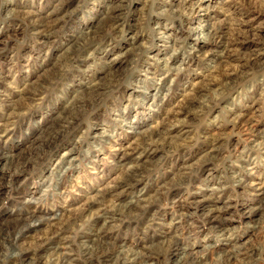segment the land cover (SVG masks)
<instances>
[{"label": "rangeland", "instance_id": "obj_1", "mask_svg": "<svg viewBox=\"0 0 264 264\" xmlns=\"http://www.w3.org/2000/svg\"><path fill=\"white\" fill-rule=\"evenodd\" d=\"M182 1L197 4L184 15ZM117 5L124 9L116 26L109 20L115 11L106 12ZM96 28L97 40L61 58L79 32ZM217 28L225 40L214 49L201 36ZM193 47L213 50L212 57L191 58ZM110 76L112 86L100 90ZM96 88L102 95L90 93ZM70 111L79 112L75 125L43 160L19 174L0 160V264L36 261L48 249L30 247L44 227L18 244L11 238L19 229L5 231L29 214L73 222L61 232L60 252L89 264L78 244L98 229L91 214L110 217L103 192L138 164L143 136L155 131L139 181L111 198L140 197L138 215L112 221L104 241L132 250L137 264H156L153 249L172 264L179 248L203 264H264L257 250L264 247V193L254 188L264 186V0H0V154H30ZM204 198L218 208L214 223L228 231V242L198 214ZM161 230L179 237L176 246L165 249ZM227 253L235 258L226 261Z\"/></svg>", "mask_w": 264, "mask_h": 264}, {"label": "bare ground", "instance_id": "obj_2", "mask_svg": "<svg viewBox=\"0 0 264 264\" xmlns=\"http://www.w3.org/2000/svg\"><path fill=\"white\" fill-rule=\"evenodd\" d=\"M196 4H197V2L186 3L185 1H182L179 3L178 9H181L183 14L185 15L186 13H188V11L191 12V10L196 6ZM123 9H124L123 5H117L115 8L110 9L111 11L106 12V15L107 14L112 15V12L115 11V13L109 19V20H111V25H114V24L116 26L119 25V22H120L119 19L121 18L120 17L121 15L118 13V11L120 12ZM176 12H178V11H176ZM109 29H106V32ZM33 33H35V32H33ZM201 33L202 32H200V34ZM99 34H100V31H98L97 28H96V30H93V31H87V32L81 31V32H79V36L75 38L74 45L72 44V46L65 51L66 54H62L61 58L68 59V57L66 56L68 53L71 54V53H73L74 50H81L82 48L88 46L89 45L88 43L98 39ZM201 38L204 41L210 42L214 49L220 48L221 45L223 44V41L225 40L223 31L220 30V28H217V30H215V32L210 31L209 33L203 34L201 36ZM201 53L202 52L197 51L196 48H194V47L187 50L188 56H190L191 58L197 57L199 59L200 58L201 59L210 58V56L213 53V50L205 52L204 54H201ZM123 55L124 54H120V56H116L115 58L117 59V58L123 57ZM251 63L253 65L255 62L252 61ZM230 77H231V75H227V77L224 78L225 79L224 80V87L225 88H229L231 85L229 82ZM108 79H109L108 82L100 85V87H99L100 90L112 86V83L114 82V81L112 82V80H114V78L112 79V77L110 76ZM92 92L95 93L94 97H98V96L102 95V93L99 92L98 88H96L94 90L91 89L90 93L92 94ZM81 95H83V94H81ZM88 96H90V94H88ZM78 113L79 112H77V111L76 112L70 111V112H68V114H69L68 117L64 116V117L55 118V121L52 122V126L50 128H48V131H46V136H43L40 139L38 138L39 139L38 145L35 147V149H33L32 152H30V154L23 155L20 157H13V156H7L5 154H3V155L0 154V160L4 159L8 162V165H7L8 167H6L5 170L8 173L19 174L24 169L31 167L34 164H37L39 161L43 160V157L47 154L46 152L49 150H54L56 148L57 143L59 141H61V139L68 133V131L72 128V126L75 125V120L77 119ZM157 133H158L157 131L150 132V133H147L145 136H143V141L145 143H147L148 145H146L147 147L142 149L141 153L135 158L136 164L137 163L138 164L133 166V167H130V169L127 172H125V174L117 182L118 185L117 186L114 185L115 187H112L111 188L112 190L110 189L111 192L110 191H109V193L107 191L103 192L102 199L103 200L110 199L108 202L110 203L109 209L111 210L112 214H110L109 215L110 217H108V218H105L104 216H102L98 213H96L95 215L93 214V216L91 214V218L94 220V224L95 225L98 224V229L95 231V233H93L92 238L89 236L80 237V241L78 244V247H79L78 250H79L80 255H81V257L85 263L87 262L90 264V263H92V261H94V260L96 261L98 259L99 262L105 263V264L108 262H111L112 264H118L119 262H121L122 264H137L138 257H137V255H135L136 253L135 254L132 253L131 252L132 250L129 251L128 249H126L122 245H119V246L118 245L114 246L113 244L109 245L107 242L104 241L105 238H103V233L105 230H108L112 227L110 224L112 223V221L117 220V218L126 217V218L131 219V218H135L138 215L137 209L141 208L139 203L143 201L142 199H140V197H136V199L134 201L129 200L128 202H125L123 204L114 203L112 201V199L115 198L117 195L120 196L124 192L125 189L126 190L132 189L134 187V185L139 181V168L138 167H139L140 163L142 162V160L140 158H141L142 154L145 153L146 149L152 144L149 142L150 139H152V136L156 135ZM157 135H159V133ZM164 140H166V138ZM259 148L263 149L262 152L264 153V142L261 143ZM70 152H71V150H68L65 153V155H68ZM124 156H126V155H124ZM2 176H3V173H2ZM239 185H240V183H239ZM254 188H255V191L259 192L258 195L259 194L262 195L264 193L263 184L262 185L257 184V185H255ZM196 205L198 206V214L200 216L204 217L206 220H208L209 225H213V228L218 230L219 238L222 241L228 242V237H227L228 231L226 229H222V228L220 229V227L215 226L216 224L214 223V220H216L218 215H219L218 214L219 213L218 208H215V207L208 208L209 202H208V199H206V198L199 199L196 202ZM252 212L254 213L255 211H252ZM55 216L57 218V214L54 215V217ZM65 222L66 221H64V223ZM70 225H74V223L70 221L68 223H65V225H60L58 219L39 217L37 214H29V215H26L25 217L19 219L18 221H16L12 226L8 225V227L6 228L5 231L13 232L15 229H19L18 230L19 232H17L18 234H16L17 236L16 237L12 236V238H11L12 239L11 241L18 244L17 241L19 239H17V238H19V236H20V238H26L25 236H26V234H28L30 232V230H32V229L35 230V229H38L40 227H44L45 231H44V234L41 236V237H43V239H40L41 241L39 243H35V241H34L33 243L30 244V247L34 248V250H35L38 247L41 248L42 247L41 245L47 244L46 246H49L48 249H46V247H45V249H43L41 252L42 253L41 256L37 255L36 261H35L34 257L28 259L26 256H23L22 261L26 260V258H27V260H29V261L25 264H72L71 260H67L65 258V256H66L65 253L60 252L63 248L62 242L64 241V236L61 235V232H63L64 229H67ZM254 229H256V227ZM41 237H39V238H41ZM167 238H168V243L166 244L167 246L165 249L170 250L172 248V246H176L177 239L173 240L172 237H168V236H167ZM229 240H230V238H229ZM225 244H227V243H225ZM17 247H18V245H17ZM208 249L211 250L212 247L210 246V247H208ZM48 250H50V251L48 253H46V251H48ZM182 250H183L182 248H179L180 252L177 255H179L180 253L182 255H180V257L177 260H175L172 264H203L199 260L200 257L198 258L194 254H190V255L183 254L184 251H182ZM247 250H248L247 248L244 249V251H247ZM257 250L262 252V251H264V247L263 248H257ZM10 251H12V250H10ZM31 251H32V249H31ZM250 252H251V254H254V252H252V250ZM255 252H257L256 249H255ZM25 253H27V252H25ZM232 253H227L225 255L226 261H231V258L233 257ZM167 254H169V253H167ZM175 254H176V249L170 255L174 256ZM17 255H15L14 257L16 258ZM164 256H166V255L164 254ZM19 257H20V255H19ZM42 258L44 259V262L41 261ZM67 258H68V256H67ZM233 258H235V257H233ZM166 259L167 258H165V260ZM139 264H140V262H139Z\"/></svg>", "mask_w": 264, "mask_h": 264}, {"label": "clouds", "instance_id": "obj_3", "mask_svg": "<svg viewBox=\"0 0 264 264\" xmlns=\"http://www.w3.org/2000/svg\"><path fill=\"white\" fill-rule=\"evenodd\" d=\"M239 2V0H237V3ZM241 7H244L243 5H240ZM162 231V234L163 235H166V236H171V233H163V230ZM179 237H172L173 240H176L178 239ZM183 239L186 240L187 244H191V240L188 238V237H183ZM187 250V249H186ZM152 258L153 260H155L156 264H163V261L161 260V252L156 250V249H153L150 253H148Z\"/></svg>", "mask_w": 264, "mask_h": 264}]
</instances>
